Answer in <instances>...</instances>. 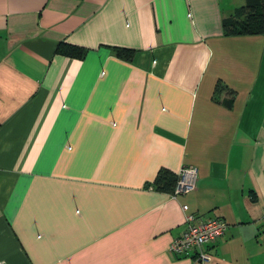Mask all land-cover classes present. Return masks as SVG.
I'll return each instance as SVG.
<instances>
[{"label":"crops","instance_id":"obj_1","mask_svg":"<svg viewBox=\"0 0 264 264\" xmlns=\"http://www.w3.org/2000/svg\"><path fill=\"white\" fill-rule=\"evenodd\" d=\"M243 2L0 0V264H192L186 212L227 223L201 264H264V35L222 27ZM185 165L195 189H155Z\"/></svg>","mask_w":264,"mask_h":264},{"label":"built area","instance_id":"obj_2","mask_svg":"<svg viewBox=\"0 0 264 264\" xmlns=\"http://www.w3.org/2000/svg\"><path fill=\"white\" fill-rule=\"evenodd\" d=\"M198 169L194 165H185L177 173V181L170 195L175 198L180 194L187 193L196 187ZM183 211H187L188 206L182 205ZM184 230L174 238L170 245L169 251L176 256L191 255L197 262H205L210 259L207 246L214 243L222 236L226 229L227 223L221 217H208L202 219L196 213L186 212L184 214ZM262 228L261 233L264 238V212L261 215Z\"/></svg>","mask_w":264,"mask_h":264},{"label":"trees","instance_id":"obj_3","mask_svg":"<svg viewBox=\"0 0 264 264\" xmlns=\"http://www.w3.org/2000/svg\"><path fill=\"white\" fill-rule=\"evenodd\" d=\"M224 35H264V0H244V3L237 6L222 20ZM55 52L68 57L81 58L86 52V48L67 42H59ZM117 56L123 59H130L133 49L125 47H114ZM222 88L219 81L216 83L214 92ZM233 98L224 100V104L231 106ZM177 181V174L167 169H161L156 175L153 185L156 190L171 193ZM192 264H201L193 259Z\"/></svg>","mask_w":264,"mask_h":264},{"label":"rangeland","instance_id":"obj_4","mask_svg":"<svg viewBox=\"0 0 264 264\" xmlns=\"http://www.w3.org/2000/svg\"><path fill=\"white\" fill-rule=\"evenodd\" d=\"M244 3V2H243ZM261 235H262V237L261 238H263V234L261 233Z\"/></svg>","mask_w":264,"mask_h":264}]
</instances>
